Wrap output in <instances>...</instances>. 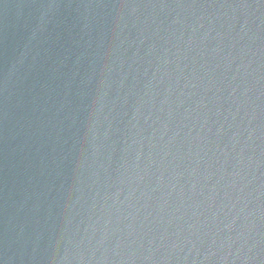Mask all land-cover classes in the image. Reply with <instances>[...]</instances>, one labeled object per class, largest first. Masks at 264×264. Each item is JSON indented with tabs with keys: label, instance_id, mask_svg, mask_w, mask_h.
Listing matches in <instances>:
<instances>
[{
	"label": "water",
	"instance_id": "obj_1",
	"mask_svg": "<svg viewBox=\"0 0 264 264\" xmlns=\"http://www.w3.org/2000/svg\"><path fill=\"white\" fill-rule=\"evenodd\" d=\"M0 264H264V0H0Z\"/></svg>",
	"mask_w": 264,
	"mask_h": 264
}]
</instances>
